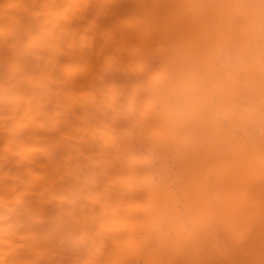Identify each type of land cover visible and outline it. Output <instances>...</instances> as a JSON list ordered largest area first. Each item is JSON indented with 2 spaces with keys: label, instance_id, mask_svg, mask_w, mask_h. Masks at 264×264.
Segmentation results:
<instances>
[{
  "label": "bare ground",
  "instance_id": "1",
  "mask_svg": "<svg viewBox=\"0 0 264 264\" xmlns=\"http://www.w3.org/2000/svg\"><path fill=\"white\" fill-rule=\"evenodd\" d=\"M0 264H264L236 0H0Z\"/></svg>",
  "mask_w": 264,
  "mask_h": 264
},
{
  "label": "clouds",
  "instance_id": "2",
  "mask_svg": "<svg viewBox=\"0 0 264 264\" xmlns=\"http://www.w3.org/2000/svg\"><path fill=\"white\" fill-rule=\"evenodd\" d=\"M247 37V51L264 55V0H236Z\"/></svg>",
  "mask_w": 264,
  "mask_h": 264
}]
</instances>
